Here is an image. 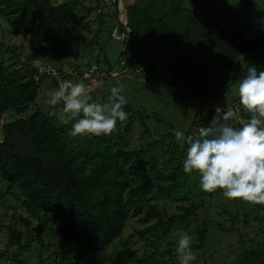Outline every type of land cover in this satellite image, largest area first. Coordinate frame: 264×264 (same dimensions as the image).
I'll return each mask as SVG.
<instances>
[{"label": "trees", "instance_id": "obj_1", "mask_svg": "<svg viewBox=\"0 0 264 264\" xmlns=\"http://www.w3.org/2000/svg\"><path fill=\"white\" fill-rule=\"evenodd\" d=\"M123 2L121 20L119 0L110 6L108 0H0V233L6 232L8 250L0 264H179L177 227L202 213L192 250H203L217 240L214 231H222L232 235L231 247L221 244L223 264H264V206L227 200L222 190L203 192L199 174L183 171L186 148L174 132L140 149L127 147L138 120L142 135L151 133L149 118L164 126L175 121L136 109L125 97L127 120L117 121L110 135L73 138L68 133L75 121L65 123L63 102L47 103L49 91L70 83L63 59H79L82 47L124 34L121 60L128 67L148 80H184L195 108L207 98L222 99L243 121L228 123L241 127L250 114L231 91L246 75L241 64L264 71V31L253 23L264 15V0L260 14L245 9L256 0ZM94 65L102 71L99 55L82 68L73 65L72 81L98 82L102 73L96 82V73L85 76ZM86 90L90 102L102 104L111 94ZM212 119L195 113L186 137ZM161 198L184 203L170 212ZM133 218L137 225L125 235Z\"/></svg>", "mask_w": 264, "mask_h": 264}, {"label": "clouds", "instance_id": "obj_2", "mask_svg": "<svg viewBox=\"0 0 264 264\" xmlns=\"http://www.w3.org/2000/svg\"><path fill=\"white\" fill-rule=\"evenodd\" d=\"M119 14L123 16L121 20L126 17L124 5ZM126 33L129 36V30ZM123 37L124 34L115 40L122 41ZM121 65L128 66L127 60H122ZM93 68L97 73L96 65ZM241 68L246 69V75L236 91L239 104L250 114V119L241 127H233L228 121L234 113L217 107L213 119L207 127L198 130L197 136L185 137L179 130H174V135L181 148H186L183 171L199 174L203 192L222 190L227 200L264 206V71L258 72L256 67L244 64ZM71 73L78 72L72 68ZM121 92L122 86L112 87L108 102H90L85 85L65 82L58 90L47 93V103L55 106L63 102L65 123L75 121L68 133L70 137L110 135L117 121L127 120L123 111L127 100ZM191 243L192 237L187 233L176 241L179 264H191L196 259Z\"/></svg>", "mask_w": 264, "mask_h": 264}, {"label": "rangeland", "instance_id": "obj_3", "mask_svg": "<svg viewBox=\"0 0 264 264\" xmlns=\"http://www.w3.org/2000/svg\"><path fill=\"white\" fill-rule=\"evenodd\" d=\"M256 1L257 3L245 8L249 10V13L251 14H258V13L260 14V12L262 11L261 6H259L258 4L259 0ZM113 3H115V0H108L109 6L112 5ZM123 5L125 6L122 0H119V7H122ZM225 5L228 8H231L233 6V3L230 1ZM119 17L122 18L123 16L119 14ZM253 23L255 25H261L264 31L263 14H260L258 17L254 18ZM110 24L111 22L107 21L106 30L109 28L108 26H110ZM2 25L5 26L8 30H10V23L8 20L3 18ZM105 37L107 38L102 42V46H96L95 44H93L92 47L89 46L82 47V56H80L79 59L68 57L61 61L64 70L68 72L70 76V83L71 84L79 83L77 80L75 82L72 81V79H75L76 76L73 75L71 71L76 64H78L82 68L85 66L86 60L95 62L96 57H98L99 55L102 71L101 69H98V75L102 73L103 76L100 77L99 81L96 82L95 84L86 86L90 89H94V90L98 89L96 90L97 97H102V94L104 92L111 93L112 87L122 86L121 93L126 98L129 99L128 103H131L134 106V108L136 109L144 108L149 112L157 113L159 119L164 117L166 122L169 121L167 119L176 122L174 123L172 121H169V123L166 126H164L163 124L159 123L155 118L153 117L149 118L147 120V123L150 126L151 133L148 135H142V132L145 130V128L144 126L141 125L140 120H138L136 123V128L128 138L127 141L128 148L140 149L142 144L146 145L151 140L159 138L161 135H168L169 133L174 132V130L182 131L186 137L187 131L189 129V125L192 122L195 113H197L199 117L201 116L206 117L208 115L213 117L215 115V110L217 107L225 108L226 111L227 110H231L232 112L233 110L235 111L236 108L235 106L224 102L222 99L213 100L211 98H207L205 100V104L201 105V108H198V106L195 108L194 104L189 103L190 101H192V98L188 97L187 86L184 80H179L174 83H166V80L164 79L165 76L155 77L151 80H148L141 69L130 68L127 65H121V61H122L121 53L124 50V46H125L124 41L115 40L113 38H110L109 36H105ZM6 58H8V55L6 56ZM124 60L126 61V59ZM37 65H39L38 61H37ZM102 66L104 67V70ZM112 66L113 69L111 70L110 68ZM149 75L150 72L148 73V76ZM80 83H82L83 85L87 84V83H83V81H81ZM231 92H233V94L234 93L237 94L236 88L233 89ZM194 108L196 110L195 112L193 111ZM161 115L163 117H161ZM232 118L243 122L241 120V117L238 114H236V112L234 113V116ZM62 120H66V117L62 116ZM171 125H174L173 130L171 129ZM158 150H162V148L160 147L155 148V151ZM3 184L8 185L7 182H4ZM161 203H163V205L165 203L163 198H161ZM180 203H184L182 199L171 200L168 198L165 203V206L168 207L169 211L171 212V211H175L178 204ZM16 214L18 218L19 216L18 212ZM195 218L197 220L190 219L188 222H180V224L177 227L178 229L176 235L180 236L184 233H187V231L180 229V228H184L191 232L190 236L192 237L193 241H198L197 239L198 232L196 229L198 226H200L198 225L199 223H203L205 216L202 213V217L195 216ZM9 220L11 219H8V221ZM136 225H137L136 220L134 218L131 219L125 230V235L132 232L133 227ZM214 232H215L214 233L215 238H217V240H212V239L208 240L206 246L201 251L192 250L193 254L196 257V259L194 260L195 264H223L225 262V261L222 262L224 251L221 250L222 247L221 244L224 243L226 247H231L232 235L222 231H214ZM176 240H178V238ZM5 241H6V232L2 231L0 233V253L2 254L4 252L6 253L8 252V250L6 249ZM215 249L217 251L211 253ZM23 256H30V254L23 253ZM43 256L45 257V255ZM233 256L234 255L231 254L229 256V259L231 260ZM2 264H8L7 260L3 261Z\"/></svg>", "mask_w": 264, "mask_h": 264}, {"label": "built area", "instance_id": "obj_4", "mask_svg": "<svg viewBox=\"0 0 264 264\" xmlns=\"http://www.w3.org/2000/svg\"><path fill=\"white\" fill-rule=\"evenodd\" d=\"M53 72H54L55 74H57V72H56L55 70H53ZM92 72H95V68L91 69L90 72L85 73V76H86V77H92V75H91ZM97 75H98V72L96 73V75H94V76L91 78V80H92L93 82H96V81H97Z\"/></svg>", "mask_w": 264, "mask_h": 264}]
</instances>
